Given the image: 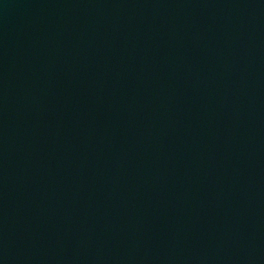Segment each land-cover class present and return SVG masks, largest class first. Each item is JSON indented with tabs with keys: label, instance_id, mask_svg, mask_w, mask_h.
<instances>
[{
	"label": "water",
	"instance_id": "1",
	"mask_svg": "<svg viewBox=\"0 0 264 264\" xmlns=\"http://www.w3.org/2000/svg\"><path fill=\"white\" fill-rule=\"evenodd\" d=\"M0 264H264V0H0Z\"/></svg>",
	"mask_w": 264,
	"mask_h": 264
}]
</instances>
